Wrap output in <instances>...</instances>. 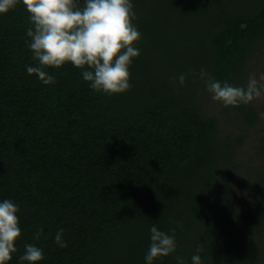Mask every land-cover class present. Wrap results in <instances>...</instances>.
Returning a JSON list of instances; mask_svg holds the SVG:
<instances>
[{
	"label": "trees",
	"instance_id": "trees-1",
	"mask_svg": "<svg viewBox=\"0 0 264 264\" xmlns=\"http://www.w3.org/2000/svg\"><path fill=\"white\" fill-rule=\"evenodd\" d=\"M132 3L140 55L131 89L112 96L93 91L70 62L45 69L50 85L29 75L38 66L26 43L29 14L22 0L0 14V202L19 205L22 229L7 264H28L19 259L26 244L42 249L36 264H146L154 224L170 235L175 228L177 245L154 264L177 256L192 264L201 244L202 264H264L257 108L219 103L217 114L205 80H178L203 67L246 86L264 52V0ZM255 136L244 207L234 191L239 149ZM61 229L65 248L55 243Z\"/></svg>",
	"mask_w": 264,
	"mask_h": 264
},
{
	"label": "clouds",
	"instance_id": "clouds-1",
	"mask_svg": "<svg viewBox=\"0 0 264 264\" xmlns=\"http://www.w3.org/2000/svg\"><path fill=\"white\" fill-rule=\"evenodd\" d=\"M21 0H0V14L14 9ZM29 14L30 27L26 41L33 59L38 66H28L27 73L35 74L45 84L55 82L48 74V67L60 68L70 62L82 70L84 81L98 93L109 96L122 94L131 89L130 66L133 58L140 55L135 47L141 39L132 0H22ZM191 74L205 80L207 91L213 101L224 107L249 105L264 96V73L259 77L250 74L246 86H234L227 81H218L209 76L203 67L197 72L190 69L182 73L178 80L184 85L186 76ZM264 117V113L261 114ZM19 205L11 199L0 202V264L12 260L17 251L15 242L21 237L19 226ZM44 229L40 228L35 239H39ZM171 235L161 231L155 224L150 228V245L145 255L146 264L175 253L177 245L175 228ZM55 243L60 248L67 247L63 239V229L55 235ZM203 245H197V254L192 255V264H202L200 252ZM44 253L35 244H26L25 252L19 257L21 262L36 264L43 260ZM177 264H185L183 257H176Z\"/></svg>",
	"mask_w": 264,
	"mask_h": 264
},
{
	"label": "rangeland",
	"instance_id": "rangeland-1",
	"mask_svg": "<svg viewBox=\"0 0 264 264\" xmlns=\"http://www.w3.org/2000/svg\"><path fill=\"white\" fill-rule=\"evenodd\" d=\"M252 68H249V75L250 74H255L257 76V78L259 77L260 73H264V52L258 57V59L256 60V62L254 64H252ZM249 75L247 77V82H248V78ZM246 82V83H247ZM252 104L257 108V113L259 114V120L257 121V124L254 125L253 130H259L260 131H264V117L261 116L262 113H264V96H262L260 99L255 100L254 102H252ZM210 106L211 108L209 109L210 111L214 110L215 112H217V114L221 113L220 110V105L219 102L213 101L211 99L210 102ZM232 114H234V111L232 112ZM234 116V115H233ZM225 126V122L223 124ZM238 125V123H237ZM236 124L232 125L235 130L238 126H242L241 124H239L237 126ZM252 131V132H254ZM237 132V131H236ZM239 132V131H238ZM237 132V133H238ZM257 136L251 138L250 140L247 139V141H245V143L243 144V146L239 149V161L243 162L244 165H242V167H240V169H238L237 174L235 176V182H234V191L237 195V197L239 198V206H248L249 207V194L251 193V178H250V173H249V157L253 154L254 152V145L257 142Z\"/></svg>",
	"mask_w": 264,
	"mask_h": 264
}]
</instances>
